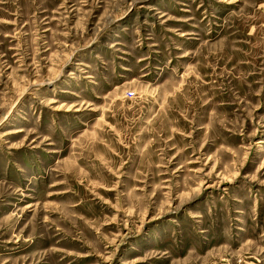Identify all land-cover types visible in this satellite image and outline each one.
<instances>
[{
  "label": "rangeland",
  "instance_id": "rangeland-1",
  "mask_svg": "<svg viewBox=\"0 0 264 264\" xmlns=\"http://www.w3.org/2000/svg\"><path fill=\"white\" fill-rule=\"evenodd\" d=\"M0 264H264V0H0Z\"/></svg>",
  "mask_w": 264,
  "mask_h": 264
}]
</instances>
